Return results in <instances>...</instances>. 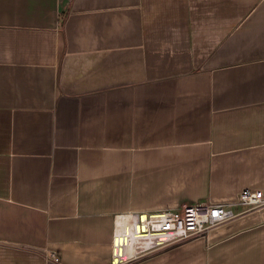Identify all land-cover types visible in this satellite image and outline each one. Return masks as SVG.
Listing matches in <instances>:
<instances>
[{"label":"crops","instance_id":"0c3cea01","mask_svg":"<svg viewBox=\"0 0 264 264\" xmlns=\"http://www.w3.org/2000/svg\"><path fill=\"white\" fill-rule=\"evenodd\" d=\"M247 187L264 0H0V264H264V205L151 252L123 235Z\"/></svg>","mask_w":264,"mask_h":264},{"label":"built area","instance_id":"2783aa9c","mask_svg":"<svg viewBox=\"0 0 264 264\" xmlns=\"http://www.w3.org/2000/svg\"><path fill=\"white\" fill-rule=\"evenodd\" d=\"M233 205L240 206L242 212L261 207L264 191L244 188L232 203L201 200L174 209L131 212L125 215L123 235L129 248L151 252L208 234L214 227L235 217ZM52 256L60 260L59 255Z\"/></svg>","mask_w":264,"mask_h":264},{"label":"bare ground","instance_id":"6f19581e","mask_svg":"<svg viewBox=\"0 0 264 264\" xmlns=\"http://www.w3.org/2000/svg\"><path fill=\"white\" fill-rule=\"evenodd\" d=\"M120 233V232H119Z\"/></svg>","mask_w":264,"mask_h":264}]
</instances>
